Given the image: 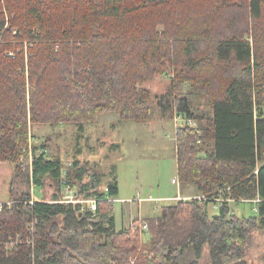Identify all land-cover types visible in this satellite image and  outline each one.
I'll return each instance as SVG.
<instances>
[{
	"label": "trees",
	"instance_id": "trees-1",
	"mask_svg": "<svg viewBox=\"0 0 264 264\" xmlns=\"http://www.w3.org/2000/svg\"><path fill=\"white\" fill-rule=\"evenodd\" d=\"M170 71L190 92L157 105L197 122L178 130V176L213 199L179 198L118 229L115 177L100 188V173L66 170L32 127L84 130L109 111L151 119L139 83ZM204 92L209 111L198 107ZM0 161L14 163L0 264H201L206 246L211 264H250L247 242L264 227V0H0ZM48 177L58 189L45 201ZM64 179L97 208L59 201Z\"/></svg>",
	"mask_w": 264,
	"mask_h": 264
},
{
	"label": "rangeland",
	"instance_id": "rangeland-1",
	"mask_svg": "<svg viewBox=\"0 0 264 264\" xmlns=\"http://www.w3.org/2000/svg\"><path fill=\"white\" fill-rule=\"evenodd\" d=\"M173 79L170 71L167 74H156L152 79L139 83L140 87L151 91L149 103L158 110L151 119L124 120L119 112L109 111L102 113L97 120L86 123L84 130L76 123L33 124L35 141L43 144L48 140L50 154L61 158L66 170L70 168L76 173L84 168L89 173H100L103 179L100 188H104L115 177L119 184V194L115 200L118 229L128 227L135 218L159 215L162 205L179 200V196L185 200L213 199L210 194L201 193L193 182L183 185L178 176V130L188 123L196 126L197 122L178 113L176 104L172 107V112L166 113L157 105L162 94L175 91L174 95L185 97L190 92L184 83L174 85ZM210 98L211 95L207 92L197 98L199 110L211 109ZM205 147H209V144H205ZM76 161L78 165L73 166ZM13 173L12 161H0V202L11 201L9 186ZM87 177L86 174L85 179ZM173 178L179 183H172ZM53 181L46 178L43 197L40 187L31 184L32 198L51 200L58 189ZM74 181L77 179L74 178ZM19 186L26 187L25 182L19 183ZM78 195L81 199L86 198L80 193ZM174 196L177 198L167 199ZM228 200L238 212L253 214L251 204L240 203L236 206L232 203L234 199ZM208 208L211 213L218 210V206L213 203ZM141 233L144 236V232ZM246 252V259L250 264H264V227L251 234ZM130 261L134 263L136 258H131ZM200 261L201 264H211L209 246L204 248Z\"/></svg>",
	"mask_w": 264,
	"mask_h": 264
},
{
	"label": "built area",
	"instance_id": "built-area-1",
	"mask_svg": "<svg viewBox=\"0 0 264 264\" xmlns=\"http://www.w3.org/2000/svg\"><path fill=\"white\" fill-rule=\"evenodd\" d=\"M172 182L179 183V181L176 178L172 179ZM63 188H62V198L59 200L61 202H72V203H80L82 205L83 210H95L97 208V202L98 200L96 198H84L81 199L78 195L77 189L66 179L62 182ZM180 198V197H179ZM116 200V199H115ZM33 201V200H32ZM5 202H0V207H3V204ZM147 224L143 225V229H147ZM31 229L33 230V225L31 226Z\"/></svg>",
	"mask_w": 264,
	"mask_h": 264
},
{
	"label": "crops",
	"instance_id": "crops-1",
	"mask_svg": "<svg viewBox=\"0 0 264 264\" xmlns=\"http://www.w3.org/2000/svg\"><path fill=\"white\" fill-rule=\"evenodd\" d=\"M172 183H174V182H172ZM179 197H181V196H179ZM174 198H177V196L169 197V198H167V199H174ZM121 209H122V208H121Z\"/></svg>",
	"mask_w": 264,
	"mask_h": 264
}]
</instances>
